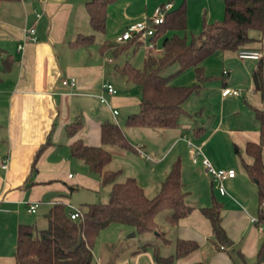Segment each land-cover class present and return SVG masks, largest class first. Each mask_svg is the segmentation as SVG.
<instances>
[{
  "label": "crops",
  "instance_id": "crops-1",
  "mask_svg": "<svg viewBox=\"0 0 264 264\" xmlns=\"http://www.w3.org/2000/svg\"><path fill=\"white\" fill-rule=\"evenodd\" d=\"M89 1L21 0L0 7V48L4 50L0 63L4 65L6 56L13 62L10 70L5 71L4 66L0 69L4 131L0 135V159H9V168H0V264L15 263L20 225L48 226L46 215L57 204L65 205L70 213L98 202L96 196L106 187L98 174L90 173L82 161L72 156L71 146L77 140L100 146L105 123L118 124L137 149V153L111 149L114 159L109 170H122L120 182L136 178L146 194L154 197L172 164L180 158L182 180L189 192L185 202L193 211L176 226L170 225L165 216L167 225L164 230L159 228L166 233L168 244L157 234L130 242L138 235L125 237L135 231L133 227L110 224L95 242L97 264H161L155 249L158 247L163 257L173 256L178 240L196 241L200 249L172 264H237L234 257L243 264L257 261L264 243V233L252 222L258 218V187L244 171L242 158L251 163L246 146L260 141L256 110H262L264 103L255 91L253 74L260 63L264 67V36L252 33L257 41L250 47L262 52L260 60L240 59L235 51H217L203 61L205 76L212 80L185 102L188 115L176 128L157 132L129 128L126 121L140 111L141 98L134 95L131 82L121 73L123 68L110 66L113 62L108 56L112 53L102 52L101 46L107 41L116 44L117 37L129 26L145 21L159 6L170 4L175 9L184 1L188 28L194 18L192 30L199 32L204 22L211 24L224 18V0H122L109 7L105 32L92 29L86 7ZM31 27L36 28L37 41L25 42V30ZM100 33L105 39L96 47V35ZM90 35H95L94 42L83 45V38ZM140 42L146 47V57L162 53L160 40ZM150 44L155 48L151 49ZM167 70L164 76H169L164 74ZM72 79L77 82L75 87L64 86V81ZM196 82V69L190 68L180 80L171 79L169 84L191 87ZM103 83L112 84L118 91L106 95L110 106L101 104L97 97ZM122 86L126 87L123 92L119 89ZM224 88L239 90L240 95L224 97ZM76 123H81L82 129L70 136L68 127ZM188 140L201 148L217 170L236 171L234 178L222 181L225 195L202 162L194 163ZM47 142L49 146L33 172L34 157ZM107 188L109 198L111 188ZM215 201L223 204V225L234 243L221 250L213 242L211 222L201 211ZM32 205H38L36 213L29 212ZM37 214L41 219L33 220ZM103 233H107L104 240Z\"/></svg>",
  "mask_w": 264,
  "mask_h": 264
},
{
  "label": "trees",
  "instance_id": "trees-1",
  "mask_svg": "<svg viewBox=\"0 0 264 264\" xmlns=\"http://www.w3.org/2000/svg\"><path fill=\"white\" fill-rule=\"evenodd\" d=\"M21 0H0V7L7 3H18ZM122 0H90L86 7L90 25L95 32L107 29L108 9ZM224 18L215 23H203L201 33L188 35V14L186 2L175 9H170L162 25L152 38L154 43L161 41L162 53L159 56L149 55L144 60L142 69L134 67L127 61L121 73L127 80L141 87L140 111L128 117L129 128L173 129L187 114L185 102L200 91L209 79L205 76L201 64L217 51L253 50L250 45L257 41L253 32L264 36V0H224ZM174 33L172 36L167 35ZM180 33H183L181 35ZM95 35L83 38V45L94 42ZM261 41V40H259ZM142 42L131 40L125 44L105 42L102 52H111L116 58L136 54ZM258 51V50H253ZM4 50L0 48V56ZM5 71L10 70L12 61L6 56ZM178 65L177 73L190 68L196 69L197 82L191 87L171 86L173 76H164L168 68ZM255 91L264 103V67L260 63L253 74ZM260 124V141L249 142L245 153L251 159L247 163L242 158V167L248 177L258 187V219L264 223V108L256 110ZM82 129L81 123L68 127V134L75 136ZM43 145L34 157L32 171H37L39 158L49 146ZM136 152L137 149L128 139L125 131L115 123H105L101 128V145L88 146L82 140L71 146V154L82 161L88 171L98 174L101 185L110 187L107 203L86 204L82 209L83 218L72 220L67 207L55 205L46 215L48 226L39 229L35 225L22 224L19 227L16 260L14 264H97L93 249L100 233L112 223L133 227L137 234H157L160 240L168 244L169 239L159 228L157 218L160 213L169 211L167 220L172 226L189 216L193 208L185 199L189 192L185 190L182 180V161L177 159L162 182L160 190L154 197H149L136 178H127L120 182L122 170H109L114 154L111 149ZM203 215L211 222L213 242L218 250L232 247L234 243L223 225V204L215 201L212 206L201 209ZM200 249V244L191 240H178L173 256L163 257L159 248L155 249L158 263L172 264ZM257 263L264 264V243L257 255ZM197 264H211L200 262Z\"/></svg>",
  "mask_w": 264,
  "mask_h": 264
},
{
  "label": "built area",
  "instance_id": "built-area-1",
  "mask_svg": "<svg viewBox=\"0 0 264 264\" xmlns=\"http://www.w3.org/2000/svg\"><path fill=\"white\" fill-rule=\"evenodd\" d=\"M171 9L170 4L162 5L156 8L151 16H149L145 21L133 24L129 26L124 33L116 39V44H125L131 40L137 41H146L147 39L153 38L157 32L156 27L160 26L165 21V16L167 12ZM37 17L40 18L41 14H37ZM37 31L35 27H31L25 30V42H36L37 41ZM23 47L19 46L21 50ZM150 48L154 49V44H150ZM238 57L243 60L252 59V60H260L262 58L261 51H253V50H241L238 52ZM64 86L75 87L77 82L75 79L70 81H64ZM118 93L115 86L109 83H103L101 86V92L97 95L101 104L110 106V103L106 97V95H116ZM222 95L224 97L227 96H239V90H233L231 88H224L222 90ZM114 115H118V111H113ZM189 148L193 152L194 163L202 162L207 172L217 181L219 192L222 195L226 194L225 187L223 185V180L225 178H234L236 176V171L233 169L230 170H217L211 164L210 160L202 153L200 147L195 146L191 141H187ZM0 168L3 170H7L9 168V159H0ZM72 177V175H70ZM38 205H32L29 209V212L36 213ZM70 217L72 220H79L83 218V213L81 210H74L70 212ZM252 222L257 226L258 231L264 233V223H260L258 218H253Z\"/></svg>",
  "mask_w": 264,
  "mask_h": 264
},
{
  "label": "rangeland",
  "instance_id": "rangeland-1",
  "mask_svg": "<svg viewBox=\"0 0 264 264\" xmlns=\"http://www.w3.org/2000/svg\"><path fill=\"white\" fill-rule=\"evenodd\" d=\"M192 20H193V22L191 23V27H189L188 28V35H189V38H190V40L192 39V33L193 34H195L196 36H198L200 33H201V31H202V28H203V26H202V24H201V30L199 31V32H193L194 30H192L193 28H192V25H194L195 24V21H194V18H191ZM196 21H198V19H196ZM192 31V32H191ZM174 33H171L170 35L172 36ZM181 35H183V33H180ZM97 36V40H96V42H97V45H96V47L98 46V44H100V43H102L103 41H104V39H105V37H104V34L103 33H100V34H97L96 35ZM160 47H161V42H160ZM146 54H147V52H146V47L145 46H142V47H140V49L138 50V52L136 53V54H133L132 52H130L128 55H122V56H120V57H118V58H116V57H114L112 54L111 55H109L108 56V58H110L111 60H112V64L110 65L112 68H114L116 65H119L121 68H123L124 66H125V64H126V61H130V63L134 66V67H136V68H138V69H142L143 68V66H144V60H145V58H146ZM3 66H5V65H2L1 63H0V69L3 67ZM178 69H179V66L178 65H174V66H172V67H170V68H168V70L166 71V73H164V74H169V76H173L172 77V80L173 79H175V80H180V78L184 75V73L186 72V71H184V72H181V73H177L178 72ZM184 78V77H183ZM183 78L181 79V80H183ZM131 86H132V88L136 91V94H134V95H136L137 97H140L141 98V96H142V90H141V87L140 86H138V85H135V84H133V83H131ZM173 86V85H172ZM177 87V86H176ZM181 87V86H180ZM119 89H121V91L123 92L124 90H126V87H120ZM125 93V92H124ZM122 117H123V114L121 115V117L119 118V120H120V123H121V119H122ZM152 131L151 132H153V130H154V132H157V129H151ZM3 133H4V131H3V119H0V135H3ZM153 134V136H156L157 137V133H152ZM147 155V154H146ZM156 179H157V177H156ZM107 187L106 188H104L103 190H102V193L101 194H99L98 196H96V199H98L97 201L99 202V203H107L108 202V200H109V198L107 197ZM153 195V194H152ZM151 197H153V196H151ZM169 213V211H164V212H162V213H160L159 214V216H158V218H157V221H158V223H159V225H160V227H161V229L162 230H164L165 229V227H166V225H167V223L165 222V216H167V214ZM32 218H33V220H35V219H41V217H40V214H37V215H34V216H32ZM35 225V224H34ZM39 229H43V228H45V227H47L46 225L45 226H43L42 227V224H38V226H37ZM135 231H133L132 233H128V234H126V238L129 236V235H132L133 233H134ZM106 235H107V233H103V235H102V238H103V240L104 239H106ZM146 238V237H145ZM142 240H144V235H141V234H138L137 235V237L136 238H133V239H131V240H129L130 242H137V241H142ZM231 254L233 255V253L231 252ZM234 258H236V262H237V264H243L242 262H239L238 260V257H234ZM247 264H258L257 263V261H255V260H253V261H248V263Z\"/></svg>",
  "mask_w": 264,
  "mask_h": 264
},
{
  "label": "water",
  "instance_id": "water-1",
  "mask_svg": "<svg viewBox=\"0 0 264 264\" xmlns=\"http://www.w3.org/2000/svg\"><path fill=\"white\" fill-rule=\"evenodd\" d=\"M136 235H137V233L134 232V233L131 235V237H136Z\"/></svg>",
  "mask_w": 264,
  "mask_h": 264
}]
</instances>
